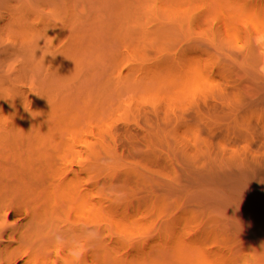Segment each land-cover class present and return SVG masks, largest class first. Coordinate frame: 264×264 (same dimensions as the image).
<instances>
[{"label": "trees", "instance_id": "obj_1", "mask_svg": "<svg viewBox=\"0 0 264 264\" xmlns=\"http://www.w3.org/2000/svg\"><path fill=\"white\" fill-rule=\"evenodd\" d=\"M263 7L0 0V264H253Z\"/></svg>", "mask_w": 264, "mask_h": 264}, {"label": "clouds", "instance_id": "obj_2", "mask_svg": "<svg viewBox=\"0 0 264 264\" xmlns=\"http://www.w3.org/2000/svg\"><path fill=\"white\" fill-rule=\"evenodd\" d=\"M5 227H7V225L3 221H0V229H4ZM98 235L99 234L97 232H90L87 235L86 239H96ZM56 246L63 247V244L61 243L59 238H57L56 240ZM85 250L86 249L83 246H77L69 251V255L72 256L73 259V264H79V261L84 255Z\"/></svg>", "mask_w": 264, "mask_h": 264}, {"label": "rangeland", "instance_id": "obj_3", "mask_svg": "<svg viewBox=\"0 0 264 264\" xmlns=\"http://www.w3.org/2000/svg\"><path fill=\"white\" fill-rule=\"evenodd\" d=\"M259 25H261L264 30V7L260 11ZM9 204V199L3 193L0 192V214L4 217V219H7V216H10L11 214V211L9 210ZM3 209L7 210L6 214Z\"/></svg>", "mask_w": 264, "mask_h": 264}, {"label": "water", "instance_id": "obj_4", "mask_svg": "<svg viewBox=\"0 0 264 264\" xmlns=\"http://www.w3.org/2000/svg\"><path fill=\"white\" fill-rule=\"evenodd\" d=\"M9 209H10V206H9ZM11 217H12V212L10 214V218ZM253 264H264V239H263V242L258 246V253L254 257Z\"/></svg>", "mask_w": 264, "mask_h": 264}, {"label": "crops", "instance_id": "obj_5", "mask_svg": "<svg viewBox=\"0 0 264 264\" xmlns=\"http://www.w3.org/2000/svg\"><path fill=\"white\" fill-rule=\"evenodd\" d=\"M9 206H10V204H9ZM10 209H11V207H10ZM9 209V210H10ZM4 210V212H5V214L7 213V210L6 209H3ZM11 211V210H10ZM12 212V211H11ZM0 216H1V219H0V221H5V220H8L9 218H10V216H7L8 218L7 219H4V217L0 214Z\"/></svg>", "mask_w": 264, "mask_h": 264}]
</instances>
